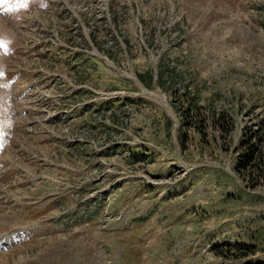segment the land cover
<instances>
[{"label":"rangeland","instance_id":"obj_1","mask_svg":"<svg viewBox=\"0 0 264 264\" xmlns=\"http://www.w3.org/2000/svg\"><path fill=\"white\" fill-rule=\"evenodd\" d=\"M40 1L0 0V264H264V0Z\"/></svg>","mask_w":264,"mask_h":264},{"label":"trees","instance_id":"obj_2","mask_svg":"<svg viewBox=\"0 0 264 264\" xmlns=\"http://www.w3.org/2000/svg\"><path fill=\"white\" fill-rule=\"evenodd\" d=\"M140 79L144 82H153L155 76L151 73H149L148 71L145 73H140L139 74ZM166 78H170L171 80H173L174 83H178L181 81V74H179L177 72V69L175 67H171V65H167V67L163 68V70L161 69L158 73V80L161 83H165ZM167 82V81H166ZM197 106V105H195ZM253 151V150H252ZM252 154V152L245 154L242 158H240V161L243 165H246L247 162L249 161V156Z\"/></svg>","mask_w":264,"mask_h":264}]
</instances>
